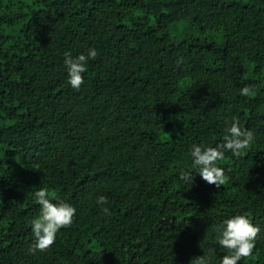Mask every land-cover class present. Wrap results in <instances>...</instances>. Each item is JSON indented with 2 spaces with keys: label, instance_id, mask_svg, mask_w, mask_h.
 <instances>
[{
  "label": "trees",
  "instance_id": "trees-1",
  "mask_svg": "<svg viewBox=\"0 0 264 264\" xmlns=\"http://www.w3.org/2000/svg\"><path fill=\"white\" fill-rule=\"evenodd\" d=\"M92 47L73 90L64 54ZM234 119L254 140L224 184L186 185ZM41 188L77 211L30 254ZM234 214L260 228L238 264H264V0H0V264H220Z\"/></svg>",
  "mask_w": 264,
  "mask_h": 264
},
{
  "label": "clouds",
  "instance_id": "clouds-1",
  "mask_svg": "<svg viewBox=\"0 0 264 264\" xmlns=\"http://www.w3.org/2000/svg\"><path fill=\"white\" fill-rule=\"evenodd\" d=\"M97 55L98 52L94 47L89 48L86 53L76 56L70 52L64 54L63 63L67 69V83L73 90L81 89L87 66ZM249 92L248 86L240 90L242 96H248ZM253 140V132L241 127L239 121L234 119L228 125L226 135L222 137V143L218 146L213 147L202 143H193L190 146L191 166L194 170L181 172V181L192 186L194 173H199L205 182L219 189L224 184L226 176L224 168L220 167L218 162L224 159L226 152L239 158L249 148ZM36 199L40 206V212L38 217L29 222L33 235V243L28 249L30 254L50 250L58 232L73 224L77 211L72 204L50 197L44 188L36 192ZM96 203L103 206L107 204V200L104 196H100ZM103 212L109 214V209L103 207ZM215 232L217 244L226 250V254L220 258V264H238L239 261L252 256L260 228L254 225L249 217L243 214H234L223 220ZM197 264H211L209 253L204 251V254L197 258Z\"/></svg>",
  "mask_w": 264,
  "mask_h": 264
}]
</instances>
